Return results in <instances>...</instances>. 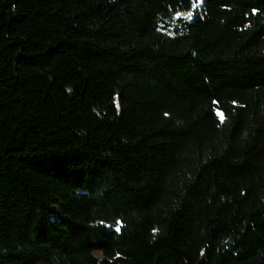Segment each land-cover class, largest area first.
Masks as SVG:
<instances>
[{
    "label": "trees",
    "instance_id": "16d2710c",
    "mask_svg": "<svg viewBox=\"0 0 264 264\" xmlns=\"http://www.w3.org/2000/svg\"><path fill=\"white\" fill-rule=\"evenodd\" d=\"M0 264H264V0H0Z\"/></svg>",
    "mask_w": 264,
    "mask_h": 264
},
{
    "label": "rangeland",
    "instance_id": "374dc122",
    "mask_svg": "<svg viewBox=\"0 0 264 264\" xmlns=\"http://www.w3.org/2000/svg\"><path fill=\"white\" fill-rule=\"evenodd\" d=\"M94 255L99 259V260H102L103 259V256L100 252L96 251L94 252Z\"/></svg>",
    "mask_w": 264,
    "mask_h": 264
}]
</instances>
